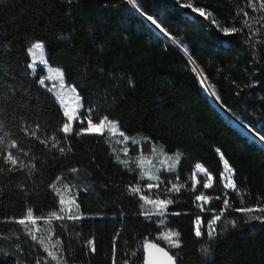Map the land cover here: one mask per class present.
<instances>
[{
    "label": "trees",
    "instance_id": "1",
    "mask_svg": "<svg viewBox=\"0 0 264 264\" xmlns=\"http://www.w3.org/2000/svg\"><path fill=\"white\" fill-rule=\"evenodd\" d=\"M133 1L189 57L127 0H0V264H141V243L166 246L157 239L165 230L179 234L167 247L177 264H264V145L224 118L190 62L264 140V0ZM35 40L81 97L70 133L40 83L43 69H29ZM102 118L181 152L175 169L158 174L166 209L147 210L133 191L140 169L118 160L108 132L81 133L85 120ZM9 153L17 165L5 163ZM195 163L210 187L200 175L193 183ZM223 163L235 188L222 185ZM60 184L75 188L73 210L61 207ZM199 194L219 211L214 234L206 228L214 212L198 211Z\"/></svg>",
    "mask_w": 264,
    "mask_h": 264
},
{
    "label": "rangeland",
    "instance_id": "2",
    "mask_svg": "<svg viewBox=\"0 0 264 264\" xmlns=\"http://www.w3.org/2000/svg\"><path fill=\"white\" fill-rule=\"evenodd\" d=\"M37 44H39L40 46L35 47V45ZM27 48L30 57V71L33 73L36 70L37 66L43 69V72H41L39 78L40 81L43 80L47 87L50 89L53 96L56 97L58 104L60 105L61 109H63L65 123L70 122L72 125L73 119L79 117L80 114L81 97L76 93V91L74 90L75 88L71 84H67L63 81V72L61 71V68L59 66L50 65L46 62V60H44V53H46V50L45 48H43L39 41L35 40L30 42ZM69 116L72 117L71 121H69L68 119ZM100 120H105L104 131L108 132V134L113 137L112 144L115 149L114 155L118 158V160L121 162H126L128 161V159H133L135 161L134 163H136L138 168L140 169L138 182L133 187V189H139V191H136V193L142 197L144 206H146L147 210L153 213L164 210V208H158L157 205L151 203V201L165 200L164 196L159 192L167 193L165 187L166 184L165 182L160 180V176L158 174H160V172L162 171L175 169L177 161L180 160L182 156L181 152L176 150L168 152L164 150V147L160 143L151 141L146 142L140 136H128L120 131L117 126V122L114 120L104 118ZM238 120L241 121L239 118ZM85 121L86 124L83 128H86L88 126L89 120ZM99 122L100 121L93 123L98 124ZM252 132L258 136V134L253 130ZM262 141L264 140L262 139ZM197 165H199V168L197 167ZM222 165L223 171H221V178L223 183L222 185L225 186L228 183L229 178H231L233 182L232 169L228 165H226V163H223ZM194 166V170L193 172H191V179L193 183H197V177L198 175H200V178L204 180V185L210 184L212 182V178L210 174L206 173L207 171L205 167L201 166L199 163H195ZM149 185H151V187H149ZM74 189L75 188L70 187L69 185H58L57 192L60 197V205L62 208L66 209V211L73 210V208L75 207L76 196ZM204 196L207 197V200H196L198 211L204 212L208 209L209 201L212 197L205 194ZM61 200L64 201L63 205L61 204ZM208 210H211L214 213L211 215L212 217L210 221L206 223V228L209 233L214 234V224L215 222H217L219 211L216 212V208ZM200 222L201 219L198 216L197 220L194 222L196 230ZM34 230H37L36 225ZM39 232L42 234L41 230H39ZM174 234L175 233L172 231L165 230L161 233L160 236L157 237V239L162 240L164 243H166L167 247H174L177 245L175 238L176 235Z\"/></svg>",
    "mask_w": 264,
    "mask_h": 264
},
{
    "label": "snow or ice",
    "instance_id": "3",
    "mask_svg": "<svg viewBox=\"0 0 264 264\" xmlns=\"http://www.w3.org/2000/svg\"><path fill=\"white\" fill-rule=\"evenodd\" d=\"M186 6L187 7H191V5H186ZM262 6H264V5H262ZM195 11L199 12L201 16H205L206 15L205 12L203 11V9L197 8V9H195ZM148 19L149 20H152L151 17H148ZM152 22L153 23H156L155 21H152ZM236 31H237V29H235V28H231V29L228 28V27L223 28V33H225V34L234 33ZM39 46H40L39 44L35 45V47H39ZM40 83L43 84L44 81L41 80ZM66 115H67V113H66ZM68 119H69V121H71L72 120V117L69 116ZM104 129H105V120H100V122L98 124H94L91 120H89L88 121V126L86 128H82L80 131H81V133H97V134H103ZM72 130H73L72 129V125H71L70 122L69 123H65L63 125L62 131L64 133H70V132H72ZM33 135H35V132L33 133ZM12 147L13 148H16L15 143H13ZM61 151H63V149H61ZM4 160H5V163H10L12 165H17V160L13 157V155L11 153H9L4 158ZM197 167L199 168V165H197ZM149 187H151V185H149ZM204 187L205 188H208V187H210V184H205ZM225 187L226 188H230V189L231 188H235V185L233 184L231 178H229V181L225 185ZM133 191H139V189H133ZM196 200L197 201L207 200V197H205L204 195H198V196H196ZM63 203H64V201L61 200V204L62 205H63ZM151 203H154L155 205H157L158 208H165L166 209L167 205L168 204H171L172 201H170V200H157V201H151ZM224 203L227 204L228 201L225 200ZM28 211H29V218H31V212H32V210L29 209ZM239 211L251 213V212L254 211V209H252V208H242ZM157 214H159V213H157ZM60 219H63V217H60ZM217 219H219V217H217ZM19 223L23 224L24 221L21 220V221H19ZM195 234L198 237L201 236V231L199 230V228H197ZM209 234L211 235V233H209ZM174 235H179V234L176 233Z\"/></svg>",
    "mask_w": 264,
    "mask_h": 264
},
{
    "label": "water",
    "instance_id": "4",
    "mask_svg": "<svg viewBox=\"0 0 264 264\" xmlns=\"http://www.w3.org/2000/svg\"><path fill=\"white\" fill-rule=\"evenodd\" d=\"M132 6L135 7V9L138 11V13L141 15L142 18H144L145 20H147V22L149 23V25L156 30L158 33H160V30H157L153 27V25H151V23L148 21V18L139 6L136 5V3L133 0H127ZM150 17V16H148ZM163 30V29H162ZM160 35H162V37H164L165 39L169 40L170 42H173V44L177 47V49H179L181 52H183L184 54H186L189 57V54L187 53L186 49H180L181 47H179V45H177V43L175 42V39L171 38L170 35L164 30V34L160 33ZM190 62L193 64V66H195V68L198 71V77L200 79L199 75H202L201 71L199 70V67H197L192 59H190ZM203 76V75H202ZM204 78V77H203ZM201 80V79H200ZM206 80V78H205ZM207 81V80H206ZM208 83V82H207ZM202 84V82H201ZM200 84V85H201ZM202 87V85H201ZM203 89V88H202ZM204 90V89H203ZM207 93V91H205ZM208 95V93H207ZM220 103V102H219ZM222 104V103H221ZM223 105V104H222ZM217 107V106H216ZM219 111V110H218ZM220 112V111H219ZM236 127V126H235ZM247 135V134H246ZM257 140V139H256ZM258 141V140H257ZM142 244V250H141V256H142V262L141 264H177L176 261V257L175 255H173L172 252L169 251V249L167 248V246H165L164 244L160 243L158 240H154L152 238L150 239H145L143 241Z\"/></svg>",
    "mask_w": 264,
    "mask_h": 264
},
{
    "label": "bare ground",
    "instance_id": "5",
    "mask_svg": "<svg viewBox=\"0 0 264 264\" xmlns=\"http://www.w3.org/2000/svg\"><path fill=\"white\" fill-rule=\"evenodd\" d=\"M148 18V16H146ZM148 21L151 23V25H153V27L157 30H160V33L164 34V30H162V28L159 27V25L157 23H153V20H149ZM177 43V45H179V47H181L180 49L185 48V46L180 43L179 41H175ZM201 82H202V88L204 89V91H207L208 93V98L211 100L212 103H214L218 110L221 112L222 115H224V118H226L227 120H229V122L238 127L242 132H244L245 134H247L250 138H254L257 139L259 142L264 143V141H262V138L256 134H254L252 132V130H250L245 124H243L241 121H239L235 116H233L226 108H224V106L219 103L214 91L211 90V88L209 87V85L206 83L205 78H203L202 75H199Z\"/></svg>",
    "mask_w": 264,
    "mask_h": 264
}]
</instances>
